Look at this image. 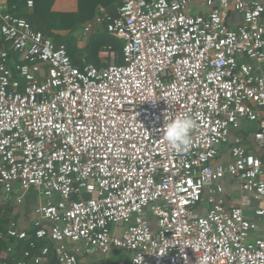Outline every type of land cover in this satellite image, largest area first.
<instances>
[{
  "label": "built area",
  "instance_id": "2783aa9c",
  "mask_svg": "<svg viewBox=\"0 0 264 264\" xmlns=\"http://www.w3.org/2000/svg\"><path fill=\"white\" fill-rule=\"evenodd\" d=\"M98 25L123 41L121 64L106 48L105 64L75 65L0 1V189L18 203L30 189L42 198L31 233L0 231L3 252L23 241L15 264H41L52 249L57 264H77L68 244L84 242L126 252L117 264H264V5L123 0L84 32ZM180 114L196 121L183 154L163 132ZM242 122L261 154L237 134Z\"/></svg>",
  "mask_w": 264,
  "mask_h": 264
},
{
  "label": "crops",
  "instance_id": "0c3cea01",
  "mask_svg": "<svg viewBox=\"0 0 264 264\" xmlns=\"http://www.w3.org/2000/svg\"><path fill=\"white\" fill-rule=\"evenodd\" d=\"M0 1L3 4H6L8 10H10L8 0H0ZM85 1L89 2L90 5L88 6H91V8L95 9V12L90 16L91 18H93L99 12L100 9H103L109 12L110 14H115L117 12V8L121 5L123 0H85ZM255 1H258L264 5V0H255ZM78 9H79L78 0H54L52 5V10L57 12L71 13V12H77ZM189 9L193 14H200V15L205 14L207 11L206 7L204 6H190ZM91 18L81 23L79 27L76 30H74V32L72 33L71 38H69L68 36L69 30L53 31L55 34H59L61 35V37H63L62 39L63 44L70 42L72 45L75 46L77 52H75L74 57L72 59L73 62H77L80 59L78 66L81 65L82 59H84L83 57L84 52L81 53V51L87 42L88 36L96 32H102V31L106 32L103 25H98L95 26L88 33H85L84 25L87 21L91 20ZM228 22L231 27H235L241 22V17L235 11L230 10L228 12ZM99 52H98V58L100 60V65L105 64L107 61H109L108 58L102 61V59L99 56ZM253 129H254L253 124L249 122H242L241 130L237 132V134H240L244 138V143L252 152H254V154H261L262 151H260L257 148V146H255V143L253 141V136H252ZM232 134L233 136L236 135L235 132H233ZM227 159H228V146H224L221 149V153L218 156L217 161L225 162ZM225 187H226L227 198L230 199L233 203H235L237 196L239 194L238 185H236V182L233 179L227 178L225 180ZM41 200L42 198L39 196L38 191L36 189L28 190L25 193L20 203L16 201L15 192L11 194H5L0 189V228L4 230L11 223H15L19 229L20 228L26 229L31 233L32 231L31 223L36 217H38L36 214V208L41 202ZM24 247H25V242L23 241L22 242L19 241V243L17 242L15 246V250L19 249V253L21 254V257H22V250L24 249ZM51 247H53V245H51ZM68 247L72 251L77 249L76 251L77 264H117L120 260H123L128 256L126 252L118 249H113L110 253L104 255L101 252H99L97 249L87 245L84 242H77L75 244L70 243L68 244ZM2 251L3 250H0V254ZM54 254H55L54 250L52 249L51 252L43 259L41 264H57L55 260L53 262L51 257V255ZM0 264H8V263L7 262L2 263L0 258ZM26 264H34V263L28 260Z\"/></svg>",
  "mask_w": 264,
  "mask_h": 264
},
{
  "label": "trees",
  "instance_id": "16d2710c",
  "mask_svg": "<svg viewBox=\"0 0 264 264\" xmlns=\"http://www.w3.org/2000/svg\"><path fill=\"white\" fill-rule=\"evenodd\" d=\"M32 1V7L28 8L27 0H8L9 11L14 15L25 18L33 28L41 30L45 35L52 37L56 44H61L63 42V37L59 34H55L53 32L54 30H69L68 36L71 38L74 30H76L81 23L90 19V16L95 12V9L88 6L90 4L85 0H78V11L71 13L52 10L54 0ZM122 45V41L116 37H113L104 31L96 32L88 36L87 42L81 53L84 52L83 57L86 62L99 66L100 60L98 58V52L110 48L115 53V62L121 64L123 61ZM65 46L72 59L75 52H77L75 46L70 42L66 43ZM79 62L80 59L77 62H74V64L78 65ZM1 230L3 229L0 228V231ZM5 246L6 242L0 241V250H4ZM17 250H14L11 254L2 251L0 254L1 261L7 262L8 264H15L17 261L21 260L22 257L19 253V249ZM51 257L53 262L55 260L57 263L55 254L51 255Z\"/></svg>",
  "mask_w": 264,
  "mask_h": 264
},
{
  "label": "clouds",
  "instance_id": "9594fccd",
  "mask_svg": "<svg viewBox=\"0 0 264 264\" xmlns=\"http://www.w3.org/2000/svg\"><path fill=\"white\" fill-rule=\"evenodd\" d=\"M196 126V121L188 114H180L170 119L163 127L164 139L178 154L188 151L192 143L191 133ZM164 253H161V255ZM142 256L134 260V264H142ZM196 264H209L207 256H200Z\"/></svg>",
  "mask_w": 264,
  "mask_h": 264
},
{
  "label": "rangeland",
  "instance_id": "374dc122",
  "mask_svg": "<svg viewBox=\"0 0 264 264\" xmlns=\"http://www.w3.org/2000/svg\"><path fill=\"white\" fill-rule=\"evenodd\" d=\"M122 43H123V41H122Z\"/></svg>",
  "mask_w": 264,
  "mask_h": 264
}]
</instances>
